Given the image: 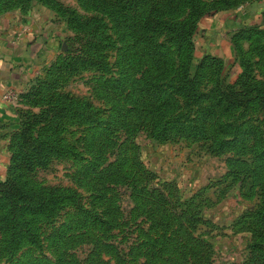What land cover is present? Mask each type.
I'll use <instances>...</instances> for the list:
<instances>
[{
	"label": "trees",
	"instance_id": "1",
	"mask_svg": "<svg viewBox=\"0 0 264 264\" xmlns=\"http://www.w3.org/2000/svg\"><path fill=\"white\" fill-rule=\"evenodd\" d=\"M30 1L0 0V10L14 6L24 10ZM36 1L48 6L59 18L67 14L68 26L78 32L73 43L77 55L68 59L67 70H76L78 66L105 68L101 51L112 46L113 41L101 30L100 20L91 17L80 21L54 0ZM148 1L126 0L120 3L122 7L117 0L106 2L108 17L115 32L120 34L122 44L116 58L120 66L116 82L119 86L125 84L126 90L122 98L124 105L119 101L115 103L94 136L109 143L118 128L124 132V137L118 157L106 166L96 165L98 179L129 182L134 187L120 170L124 163L133 162L136 147L133 138L142 127L146 135L156 141H200L214 154L233 151L234 157L226 160L227 176L240 182L244 195H255L258 201L252 209L241 212L233 224L250 233L246 246L249 259L245 264H264V147L259 149L262 131L256 125L258 115L264 113V39L261 38L264 31L255 26H242L231 34L230 42L241 71L230 83L219 57L205 54L193 61V34L203 15L227 10L239 0ZM97 6L102 10L101 3ZM138 7L145 9L138 17L125 20L123 13ZM243 41L247 42L246 49L242 48ZM245 55L250 57L249 61H243ZM134 67L138 76L129 78ZM256 68L263 70L262 77H256ZM96 116L90 103L67 94L56 95L39 114L23 115L24 120L18 123V135L15 133L11 138L18 136L26 147L10 142L8 177L0 181V249L7 256L24 243L39 245L34 227L37 217H49L63 204L76 202L71 189L34 188L24 181L23 173L44 167L51 156L63 157L71 152V147L58 138L64 122L93 123ZM41 120L49 125L32 137V123ZM246 149L253 162L241 157ZM130 150L129 158L126 154ZM161 236L151 239L150 251L141 264H155L159 260L160 252L163 253ZM191 243L187 250L193 259H198L196 251L204 248L200 245L207 249L210 245L207 241ZM155 245L160 248L156 250ZM142 246H146L145 242Z\"/></svg>",
	"mask_w": 264,
	"mask_h": 264
},
{
	"label": "rangeland",
	"instance_id": "2",
	"mask_svg": "<svg viewBox=\"0 0 264 264\" xmlns=\"http://www.w3.org/2000/svg\"><path fill=\"white\" fill-rule=\"evenodd\" d=\"M54 1L72 11L80 21L96 17L102 22L101 30L110 37L113 45L101 51L104 69L78 66L76 70H67L65 64L68 59L77 55L73 43L78 32L68 26L67 14L61 18L58 14L59 17L55 16V20L62 24V42L49 62L30 79L27 88L17 93V127L9 134L8 163L0 181L8 177L10 142L26 147L18 136L11 138L15 133L18 135V123L24 120L23 115L39 114L46 109L49 100L56 95L67 94L90 103L97 116L93 123L64 122L58 138L71 147V152L63 157L51 156L44 167L23 173L24 181L34 188L59 186L71 189L76 202L63 204L49 217H37L34 227L39 245L24 243L11 256L0 249V264H141L150 251L151 239L158 235H162L159 238L163 243V253L160 252L155 264H205L208 261V264H245L249 259L246 247L249 241L243 245L246 250L244 260L236 262L224 258L220 251H227L224 246L227 244L225 242L221 247L220 239L224 233L217 226L222 222V208L234 205L232 198L238 197L236 202L250 205L248 209L258 203L255 195H244L245 190H240L239 181L227 176L226 160L234 157L233 151L214 154L207 150V144L200 141H156L147 136L142 127L133 138L136 146L133 162L124 163L120 170L134 183V187L129 182L99 181L96 165L103 167L116 159L124 137V132L118 128L110 136L109 143L94 136V131L105 121L115 103L119 101L121 106L124 105L122 98L126 86H119L116 82L120 77V66L116 63L118 49L122 48L120 34L115 32L108 17L106 2L109 0ZM125 1L117 0V4L122 7L120 3ZM201 1L209 3L215 0ZM98 2L102 10L97 6ZM251 2L253 0H239L227 11ZM144 9L138 7L123 13L125 20L138 17ZM261 38L264 39V34ZM242 48H247L246 41L242 42ZM193 54L198 55L194 50ZM199 58L194 57L193 61ZM220 59L227 80L232 83L241 71L235 60V50L232 61ZM249 59L243 56V61ZM256 69V77H262L263 70ZM137 76L134 67L129 78ZM258 116L256 125L262 131L259 134L261 149L264 147V113ZM48 125L46 120L33 122L31 136L39 135ZM241 154L247 162H253L247 149ZM126 156L130 158L132 150ZM231 229L239 232L237 227ZM193 241L210 244L208 249L200 245L204 248L196 251L198 259H193L187 250ZM235 241L229 244L235 248L242 247L238 238ZM144 242L146 246H142ZM154 247L156 250L160 248L159 245Z\"/></svg>",
	"mask_w": 264,
	"mask_h": 264
},
{
	"label": "crops",
	"instance_id": "3",
	"mask_svg": "<svg viewBox=\"0 0 264 264\" xmlns=\"http://www.w3.org/2000/svg\"><path fill=\"white\" fill-rule=\"evenodd\" d=\"M242 26H255L264 31V0H254L233 11L221 10L203 15L193 36L194 53H198L193 54L194 57L208 54L232 61L234 50L230 36ZM63 35L62 24L55 20L54 12L36 0H31L24 10L15 6L1 9L0 94L6 89L17 93L24 91L30 79L53 57ZM17 108L18 103L0 99V177L5 174L8 163L9 134L17 127ZM236 198H232L235 201L233 206L222 208V222L217 226L224 233L220 239L221 247L225 242L227 244L224 245L227 251L221 250L220 253H224V258L240 262L246 257L243 245L249 241L250 234L246 230L234 232L231 228L236 226L233 224L236 217L250 205L240 204ZM235 238L242 247L235 248L229 244Z\"/></svg>",
	"mask_w": 264,
	"mask_h": 264
},
{
	"label": "built area",
	"instance_id": "4",
	"mask_svg": "<svg viewBox=\"0 0 264 264\" xmlns=\"http://www.w3.org/2000/svg\"><path fill=\"white\" fill-rule=\"evenodd\" d=\"M17 92L13 89H6L0 94V99L2 101L14 104L16 101Z\"/></svg>",
	"mask_w": 264,
	"mask_h": 264
}]
</instances>
